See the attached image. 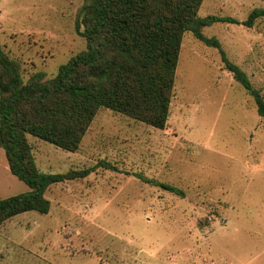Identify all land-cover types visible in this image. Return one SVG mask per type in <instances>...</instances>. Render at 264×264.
Wrapping results in <instances>:
<instances>
[{
	"label": "rangeland",
	"instance_id": "rangeland-1",
	"mask_svg": "<svg viewBox=\"0 0 264 264\" xmlns=\"http://www.w3.org/2000/svg\"><path fill=\"white\" fill-rule=\"evenodd\" d=\"M88 1H0V41L24 81L54 77L87 48L77 23ZM257 7L264 0H204L199 15L243 21ZM203 32L264 95V16ZM28 137L41 171H93L51 185L48 213L5 221L0 264H264V118L220 49L193 32L183 38L166 128L101 107L75 152ZM30 189L0 146V198Z\"/></svg>",
	"mask_w": 264,
	"mask_h": 264
},
{
	"label": "trees",
	"instance_id": "trees-1",
	"mask_svg": "<svg viewBox=\"0 0 264 264\" xmlns=\"http://www.w3.org/2000/svg\"><path fill=\"white\" fill-rule=\"evenodd\" d=\"M203 2L89 0L77 23L87 48L49 79L39 72L24 81L19 63L0 41V146L11 172L31 187L29 191L0 198V226L25 211L48 213L51 201L45 193L51 185L85 178L93 171H41L29 134L75 152L101 107L166 128L183 38L188 31L220 49L225 68L254 96L259 115L264 118V95L260 89L245 70L229 59L220 40L203 32L204 27L215 22L252 27L264 16V7L254 8L241 21L232 16H201ZM145 180L185 196V191L173 184Z\"/></svg>",
	"mask_w": 264,
	"mask_h": 264
},
{
	"label": "crops",
	"instance_id": "crops-1",
	"mask_svg": "<svg viewBox=\"0 0 264 264\" xmlns=\"http://www.w3.org/2000/svg\"><path fill=\"white\" fill-rule=\"evenodd\" d=\"M160 129V128H159Z\"/></svg>",
	"mask_w": 264,
	"mask_h": 264
}]
</instances>
